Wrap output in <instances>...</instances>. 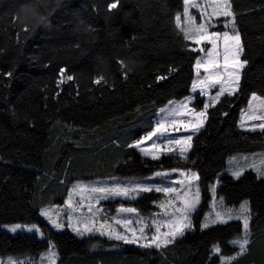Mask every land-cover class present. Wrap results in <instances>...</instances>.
<instances>
[{"label":"trees","instance_id":"trees-1","mask_svg":"<svg viewBox=\"0 0 264 264\" xmlns=\"http://www.w3.org/2000/svg\"><path fill=\"white\" fill-rule=\"evenodd\" d=\"M27 2L0 0V258L38 259L48 248L50 233L59 252L57 264H220L211 255L212 245L219 243L224 254H231L235 249L229 241L241 223L200 230L209 186L217 179L216 196L227 206L249 200L256 214L253 232L264 235V182L252 170L239 179L222 174L233 154L264 150V132L239 127L240 109L251 92L264 95V0H231L245 44L242 58L249 65L240 92L210 107L187 162L176 154L153 160L127 146L151 130L158 110L170 99L190 92L195 53L186 50L171 19L182 10V0H120L111 14L106 5L112 0H49L51 14L40 13L48 15L47 23L27 35L19 32L17 40L19 29L9 15ZM89 26L93 32L85 30ZM117 59L135 62L127 80ZM169 66L179 70L157 82V73L167 75ZM61 67L76 79L58 86ZM9 71L11 78L5 75ZM98 72L107 76L108 85L92 83ZM194 106L202 108L203 99L197 96ZM172 167L199 171L202 201L194 217L197 228L166 250L128 244L115 248V242L98 236L77 238L68 230H53L39 215L40 207L62 204L77 180L142 179ZM157 197L144 193L129 205L149 215L157 210ZM13 223L40 224L46 236L2 230ZM238 264H264V239Z\"/></svg>","mask_w":264,"mask_h":264},{"label":"snow or ice","instance_id":"snow-or-ice-1","mask_svg":"<svg viewBox=\"0 0 264 264\" xmlns=\"http://www.w3.org/2000/svg\"><path fill=\"white\" fill-rule=\"evenodd\" d=\"M144 2L148 4V0ZM153 2L161 3L166 0H153ZM119 5L120 0H112L106 5V9L111 14ZM192 9L198 12L199 21L192 15ZM52 10L49 0H29L22 6H14L9 19L12 26L19 29L16 34L17 40H19V32L27 35L47 23L48 15ZM42 11L48 15H41ZM220 18H223L222 27L225 30H210L215 28L213 21ZM171 19L174 21L178 35L185 42L186 50L195 53L193 65L195 78L191 81L192 94L180 100L170 99L165 107L159 109L158 118L151 130L146 131L140 138L133 139L127 146L139 149L144 156L153 160H158L161 155L174 153L181 161L187 162L193 135L204 127L210 107L221 103L222 98L233 97L240 92L249 59L242 58L245 57V44L237 26L236 13L233 11L231 0H182V10H176ZM83 24L84 22L81 21L82 27ZM85 30L94 31L90 26ZM116 63L124 80L129 78L130 73L135 72V62L126 63L125 59H117ZM178 70L174 66H169L166 69L167 75L158 72L155 80L166 81L168 75ZM5 75L11 78L13 72L9 71ZM75 79V74H68L67 68L61 67L56 84L59 86L65 81ZM92 83L108 85L109 79L103 72H98ZM112 86L114 87V81ZM213 89H215L214 94H212ZM196 94L208 98L200 109L190 106L195 101ZM56 95L58 96L59 92ZM227 114V112L222 113L224 116ZM249 122H252L251 127L246 129V124ZM239 127L250 131L259 129L264 132V95L257 91L251 92L247 109L241 110ZM181 130H191L192 134L182 135L179 138L172 137V133ZM161 139L163 143L160 142ZM234 159L230 158V164ZM244 161L255 171L257 179L264 182V158L251 164H248L247 157H244ZM192 164H195V161H192ZM230 171L234 178L239 179L245 168L236 164L235 167H230ZM174 173L179 174V179L171 181L168 186L134 178L121 180L117 177H108L88 183L77 180L68 190L63 207L59 205L40 207L39 215L45 218L52 229L58 231L70 229L78 237L91 238L96 235L106 237L109 241L115 242L113 247L131 244L143 249L166 250L175 244L177 238L184 236L185 232L197 228L192 217L201 202V176L198 170L192 167H172L167 171H157L153 175L168 177ZM219 183L217 179L215 184L209 186L213 198V210L205 214L199 228L204 230L216 225H228L230 221H240L241 230L229 241L235 249L231 254H224L219 243L213 244L211 248V255L216 256L220 264H238L239 259L251 253L253 244L264 239V235L256 236L253 232V220L256 214L252 212L249 200H244L238 209L225 205L223 197L219 198V205L217 204L216 185ZM153 191L165 194L166 198L154 202L160 211L147 218L141 216L137 208L128 207L124 203H120L115 209V216L110 215L103 207L102 202L110 199L119 197L133 201L142 193ZM4 227L12 233L25 230L39 234L42 238L46 236L37 223H13ZM48 237V248L46 253L41 255L40 264H57L58 248L50 239V233ZM0 264H25V262L8 257L6 261L0 259ZM29 264H32L30 260Z\"/></svg>","mask_w":264,"mask_h":264},{"label":"rangeland","instance_id":"rangeland-1","mask_svg":"<svg viewBox=\"0 0 264 264\" xmlns=\"http://www.w3.org/2000/svg\"><path fill=\"white\" fill-rule=\"evenodd\" d=\"M191 12H192V15H194V16H196L197 17V21H199V15H198V12L195 10V9H192L191 10ZM213 23H214V25H215V28L214 29H210V30H215V31H224L225 29L222 27V24H223V18H220L219 20H214L213 21ZM222 27V28H221ZM219 28H221V29H219ZM208 47H210V45L208 46ZM195 71V70H194ZM194 78H195V73H194ZM193 78V79H194ZM215 93V89H213L212 90V94H214ZM190 94H192L191 93V90H190ZM197 96H199L200 98H202L203 99V103H205V102H207V100H208V98L207 97H205V96H201V95H198V94H196V97ZM249 99H250V97H249ZM249 99L247 100V103H246V105H244L241 109H240V112H239V119H240V114H241V110H246L247 109V107H248V101H249ZM194 104H195V101L190 105L191 107H195L194 106ZM165 107V106H164ZM158 115H159V110H158V112H157V115H156V117H155V119H154V124H155V122H156V120H157V118H158ZM251 123L252 122H249L248 124H246V129L247 128H249V127H251ZM258 123V122H257ZM202 129V128H201ZM200 129V130H201ZM199 130V131H200ZM258 130V129H257ZM198 133V132H197ZM196 133V134H197ZM189 134H192L191 133V130H187V131H185V130H181L180 132H174V133H172V137L173 138H179L180 136H182V135H189ZM195 134V135H196ZM193 137H194V135H193ZM161 143H163V139H161V141H160ZM148 143H150V142H148ZM139 153H141L140 152V150L139 149H136ZM190 151V150H189ZM142 154V153H141ZM174 154V153H173ZM262 154H264V150H261V151H256V152H251V153H236V154H233L231 157H229L228 159H227V163H226V167L224 168V170H223V172H222V174L223 175H230V176H232V174H231V171H230V167H235V165L236 164H239L241 167H244L245 168V171L246 170H252L253 171V169L251 168V167H248L246 164H245V161H244V157H247L248 158V164H251L253 161H259L260 159H262V158H264V156H262ZM143 155V154H142ZM144 156V155H143ZM162 156V155H161ZM160 156V157H161ZM146 157V156H145ZM149 158H151V157H149ZM230 158H235L234 159V161L230 164ZM165 171H167V170H165ZM254 173H255V171H254ZM154 174V173H153ZM149 175L148 177H146V178H142V179H137V180H150V182H152V183H156V184H163V185H165V186H168L170 183H171V181H173V180H178L179 179V174L178 173H174V174H172V175H170V176H168V177H155L154 175ZM256 174V173H255ZM242 176V175H241ZM240 176V177H241ZM233 177V176H232ZM117 178H119V177H117ZM234 178V177H233ZM107 179V178H106ZM119 179H121V178H119ZM130 179V178H129ZM234 179H236V178H234ZM99 180H103V179H99ZM121 180H124V179H121ZM92 181H96V180H88V181H83V182H85V183H88V182H92ZM216 183V182H215ZM211 185H213V184H211ZM210 185V186H211ZM71 189V188H70ZM200 189H201V187H200ZM155 194H159V197H157V199H156V201L155 202H158V201H162V200H164L166 197H165V194H163V193H157V192H155V191H153ZM209 193H210V203H209V207L207 208V210L205 211V213L203 214V217H202V219H201V222L203 221V219H204V216H205V214H207V213H209L210 211H212L213 209H212V204H213V198H212V193H211V190H210V187H209ZM143 194L144 193H142L139 197H137L135 200H138V199H140L142 196H143ZM117 200H119L120 201V203H122V202H126V206H128V207H133V206H131V205H129V203L130 202H132V201H129V200H127V199H124V198H119V197H117V198H115V199H110V200H108V201H105V202H102L103 203V207L106 209V210H108L109 211V214L110 215H112V216H115L116 215V212H115V209L119 206V205H114V206H110V205H107V203L108 202H115V201H117ZM135 200H133V201H135ZM201 201H202V190H201ZM216 201H217V204L219 205V197H217L216 196ZM65 202V201H64ZM64 202L62 203V204H56V205H59V206H61V207H63L64 206ZM201 203V202H200ZM223 203H224V201H223ZM242 203V202H241ZM240 203V204H241ZM225 204V203H224ZM240 204L238 205V206H228L229 208H239V206H240ZM56 205H52V206H56ZM154 205L156 206V204L154 203ZM200 205V204H199ZM46 207H48V206H46ZM156 208H157V210L156 211H154V213H157V212H159L160 211V209L156 206ZM198 208H199V206L197 207V210H198ZM197 210H196V212H197ZM196 212H195V214L193 215V217H192V219H193V222H194V217H195V215H196ZM140 213V212H139ZM151 214H153V213H151ZM151 214H149V215H143L142 213H140V215L141 216H143V217H145V218H147V217H149ZM122 215H128V214H122ZM44 218V217H43ZM129 218H131V216H129ZM45 219V218H44ZM47 222V221H46ZM230 222H232V221H230ZM240 222V221H239ZM195 223V222H194ZM241 223V222H240ZM21 224H25V223H21ZM51 227V226H50ZM1 228H2V230H4V231H6V232H9V233H12V232H10L8 229H6L5 227H4V225H2L1 226ZM53 230H55V229H53ZM66 230H68L69 232H71V230L70 229H64V230H59L60 232H63V231H66ZM56 231H58V230H56ZM19 232H25V233H28V234H34V233H29V232H27V231H25V230H18L16 233H19ZM189 231H187V232H185V234L186 233H188ZM72 233V232H71ZM74 236H76L75 235V233H72ZM34 235H37L39 238H42V237H40L39 236V234H34ZM96 236H98V237H101V236H99V235H96ZM77 238H84V237H78V236H76ZM94 237V236H93ZM184 236H182V237H179V238H177V240L178 239H181V238H183ZM101 238H105V239H107L106 237H101ZM128 245H131V244H128ZM133 246H136V247H139V246H137V245H133ZM115 248H119V246L118 247H115ZM139 248H141V247H139ZM142 249V248H141ZM46 253V252H45ZM45 253H43V254H45ZM43 254H41V255H43ZM9 257H11V256H9ZM13 258H17V259H19V260H21V261H24L25 262V264H29V260L32 262V264H40V258H41V256L38 258V259H34V258H32V257H13ZM0 259H4L5 261L8 259V257H6V258H0Z\"/></svg>","mask_w":264,"mask_h":264}]
</instances>
